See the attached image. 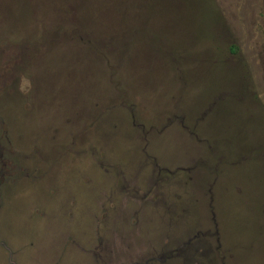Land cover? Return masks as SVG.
<instances>
[{"label": "rangeland", "instance_id": "374dc122", "mask_svg": "<svg viewBox=\"0 0 264 264\" xmlns=\"http://www.w3.org/2000/svg\"><path fill=\"white\" fill-rule=\"evenodd\" d=\"M0 264H264V0H0Z\"/></svg>", "mask_w": 264, "mask_h": 264}]
</instances>
